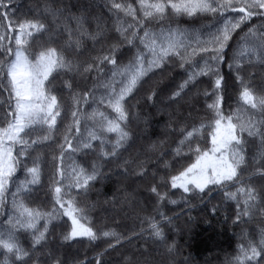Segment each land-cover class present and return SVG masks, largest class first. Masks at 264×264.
I'll list each match as a JSON object with an SVG mask.
<instances>
[{"label": "snow or ice", "instance_id": "1", "mask_svg": "<svg viewBox=\"0 0 264 264\" xmlns=\"http://www.w3.org/2000/svg\"><path fill=\"white\" fill-rule=\"evenodd\" d=\"M105 8L106 16H92L95 27L89 31L84 27L89 22L88 8L79 16L66 17L45 0L43 13L28 17L16 15L15 0H0V95H7L0 100V208L9 194L12 197L11 211H0L5 217L0 221V264H64L48 239L49 223L60 217L70 221L63 241L103 237L109 248L120 244L124 237L112 228L96 229L88 208L78 199L87 195L97 179L105 178L106 164H115L120 169L116 175L124 180L133 176L140 182L151 180L147 190L157 204L168 199L156 183L159 178L164 187L184 194L181 199L186 206L218 190L225 200L235 202L236 221L247 223L242 218L264 216V83L253 84L255 78L248 71L256 65L264 67V0H105ZM200 14L217 20L206 33L164 24L172 16ZM254 18L260 23L253 24ZM234 34L239 40L228 67L234 72L238 98L236 108L226 112L229 83L220 65ZM200 54L204 55L196 60ZM173 66L183 70L178 84L173 81L162 89L156 81L145 88ZM61 76L67 78L57 89L55 82ZM205 76L211 78V91L203 93L207 119L191 125L177 119L169 125L178 137L172 154L186 157L185 164L158 177V165L167 168L166 161L158 160L150 168L146 155L126 159L134 143L129 130L131 100L143 90L153 107L157 103L171 107L203 83L200 78ZM65 89L70 99L67 108L62 99ZM62 113L71 119L56 143ZM247 137L259 140L251 160ZM53 143L58 152L52 157V208H33L25 198L40 183L41 154ZM151 148H156L155 143ZM69 160L71 164L66 163ZM18 171H23L22 179ZM252 177H259V187ZM130 195L126 192L120 199L114 194V206L127 203ZM141 224V233L146 232L154 247L125 256V264H162L153 253L164 249L171 257L178 252L168 235L173 221L163 212L146 217ZM97 264H101L99 258ZM224 264H264V228L258 241L238 244Z\"/></svg>", "mask_w": 264, "mask_h": 264}, {"label": "trees", "instance_id": "2", "mask_svg": "<svg viewBox=\"0 0 264 264\" xmlns=\"http://www.w3.org/2000/svg\"><path fill=\"white\" fill-rule=\"evenodd\" d=\"M94 3L95 8L90 7V3ZM45 0H15V9L17 16H28L31 17L37 12L43 13V4ZM48 3L51 7L60 8L66 17L69 16H79L85 8L89 9V14L87 15L88 23L84 25L85 29L91 31L94 29L95 24L93 23L92 16L104 17L107 15V9L105 8V0H48ZM92 3V4H93ZM98 5V6H97ZM49 22H51V17H48ZM171 24L173 27H179L180 29H186L190 32L201 29L203 27H209L216 25L217 20L210 14H200L197 16H172L169 19L164 21V24ZM253 24H259L260 21L254 20ZM74 26V21H73ZM239 32V30H237ZM239 36L234 34L233 39L229 42L230 47L225 51L227 52L226 60L223 64L220 65V71L225 76V79L229 83V92L225 101V111L228 112L231 109L236 108L237 98H238V87L235 84L234 72H232L228 67V60L233 54V49L236 47ZM87 44L90 46L91 41L88 40ZM200 54L195 57L196 60L200 59ZM248 71L255 78L252 83L255 85H261L264 83V80L261 79L264 76V67L256 65L255 67H250ZM183 70L173 66V70L169 73H166L163 78L156 76L153 80L149 81L145 88L152 86L156 81H160L159 87L166 89L173 81L179 83ZM248 73H245L247 75ZM67 77L61 76L58 77L55 82V87L60 89L63 87L62 80ZM200 80L203 83L199 84L197 88L189 93L196 94L195 98L190 101L189 107H192L190 117H186V112L188 113V103H183L181 106H178V116H176L175 105L171 107H164L162 104L157 105L159 108L164 110L166 113L172 116L170 120L167 118H161V116H156V120H152L150 124H153L149 128V135L151 137L150 141H146L145 137H140L138 135V129L133 122V113L135 110L138 111L139 116L141 117L142 122L145 126L148 125L147 121L149 115L154 109L151 101H146L144 96L145 93L143 90L137 94L135 99H132L130 102V116L129 130L133 136V147L130 149L129 153H125V158H129L135 152L140 151L142 145L145 143L146 146H151L155 143L156 148L153 150L151 147L150 154H146L148 157H154L152 162H148V166L151 168L153 165H157L158 160H164L167 162L168 167L165 168L162 164L158 165V177L167 174L168 172H174L179 169L186 162V157H178L172 155V148L175 146V141L178 138L177 133L173 131V128L170 127V124H174L177 119L185 121L188 125H191L193 122H199L202 119H207V109H206V97L204 96V90L208 89L211 91V78L208 76L201 77ZM2 92V90H0ZM188 93V94H189ZM141 97V101L137 100L138 97ZM166 98V97H163ZM186 96L184 97V99ZM7 95H0V100H6ZM62 99L65 107L70 106V99L68 91L65 89L62 94ZM167 99V98H166ZM183 99V100H184ZM168 103V100H167ZM158 104V103H157ZM139 106L141 108H139ZM86 110L90 111L87 105L84 106ZM156 107V106H155ZM149 114H148V112ZM165 113H163L164 115ZM3 112L0 110V117H2ZM152 115V114H151ZM153 117V115H152ZM259 114H257V119H259ZM70 114L62 113V116L58 118V124L60 126V131L57 132L54 137L56 143H59L62 138L63 129L66 126L68 120H70ZM147 119V120H146ZM91 124V121L88 122ZM167 125L172 131L170 140L164 141V137H159L160 130H157L155 126L158 125ZM83 131V124H82ZM155 136V139H152ZM247 136V133H245ZM249 143L246 145V151L248 152V159L251 160L252 155L256 153L258 145V138L247 137ZM147 142V143H146ZM56 143L52 144V148L45 149L41 154L42 160V172L40 183L32 186V191L25 198V202L33 208H41L42 210H51L52 208V197H51V184L55 176V162L53 161V154L58 152ZM160 145V146H159ZM162 149L160 150V148ZM160 150V151H158ZM158 151V152H157ZM135 157V156H132ZM144 157H142L143 159ZM74 159L79 160V156H75ZM150 160V159H149ZM71 164V160L66 162ZM31 161H29V165ZM110 170H119L115 164L105 165L102 169L104 177L97 179L94 182V186L88 191L86 196L78 197L80 204L86 206L89 210V216L91 217L92 223L96 229L112 228L118 234L122 235L124 239L121 240L120 244L115 245L113 248L108 247L107 238H98L96 241H89L87 238H77L73 241H63L61 239L64 232L70 226V221H67L66 217H60L59 219L52 220L49 223V241L54 242L50 246L55 247L56 250L59 248L57 255L60 256L61 260L64 261V264H97V258H99L101 264H125L122 261L115 259V255L118 254L122 256L124 260L125 256H131L132 250L131 247H134L136 253L144 250L145 248H153L149 237L146 232L141 233V227L135 229L134 231L127 232L130 230V221L128 218H122L123 216L128 217L131 215L134 210L140 209V204L145 205V201H142V193L148 194L150 197L155 199L154 194L150 193L147 190V185L150 183L140 182L142 191H139L137 187L128 188L123 186L120 187L119 191H116L118 185H120L117 176H110ZM17 175L22 179L23 171H18ZM135 180H138L134 177ZM244 179L249 180V176L246 174ZM252 183L256 184L257 187L262 183L259 180V177H252ZM132 182V181H131ZM161 185V191L167 192L168 199L176 200V204H171L168 202V199L160 202L155 208V214L157 212H163L167 217H169L173 224L169 225L168 235L170 240H175L176 247L178 252L173 256H169L166 252L164 258H168V261L165 264H224V261L227 257L235 254L237 251V245L241 243H247L249 239L259 240L260 230L264 228V216L256 215L251 220L244 217L242 220H247V223L236 221V207L235 202L231 200H225L223 198V193L220 191H213L204 197L203 200L199 198L192 199L187 206L185 201L181 199L184 195L180 190H174L170 187H164L163 182L157 179L156 183ZM134 183H132V187ZM136 186V185H135ZM12 191L15 190L14 186H10ZM135 190H137L135 192ZM117 192V193H116ZM130 193L133 198L130 200L128 198L127 203H116L115 208L120 209L119 214H111L105 212L100 207V204L110 205L113 202L114 194L120 198H124L125 193ZM136 194V195H135ZM11 195L9 194L5 205L3 208H0V211H11ZM215 207L216 211L212 212V208ZM138 210L136 211L138 213ZM110 212V211H109ZM121 215V216H118ZM140 215V212L139 214ZM150 216V215H148ZM146 216V217H148ZM139 216V220L145 221V218ZM5 219L3 215H0V221ZM67 221V223H66ZM41 223H43L41 221ZM186 224V227L189 228L188 231L182 227V224ZM146 228V223L144 224ZM137 230V231H136ZM243 234L242 236H240ZM147 242V243H146ZM134 251V250H133ZM135 253V254H136ZM43 259V257H41ZM120 260V259H119Z\"/></svg>", "mask_w": 264, "mask_h": 264}, {"label": "rangeland", "instance_id": "3", "mask_svg": "<svg viewBox=\"0 0 264 264\" xmlns=\"http://www.w3.org/2000/svg\"><path fill=\"white\" fill-rule=\"evenodd\" d=\"M91 1H93V0H91ZM93 3V2H92ZM90 3V7L91 8H95V4L93 3ZM98 6V5H97ZM92 20V19H91ZM93 21V23L95 24V22H94V20H92ZM214 26V25H213ZM213 26H209V27H203V28H201V29H196V30H194V31H199V32H202V33H206L210 28H212ZM195 95L196 94H191V93H189V94H187V96H186V98L184 99V100H181L180 102H179V104H173V105H175V111L176 110H178L177 108H178V106H181L183 103H188V113L186 112V114H185V116L186 117H190L192 114L190 113V110L192 109V107H189V105H191V104H189L190 103V101L192 100V99H194L195 98ZM162 99L164 100V104H167V99L166 98H163L162 97ZM137 100L140 102L141 101V97L139 96L138 98H137ZM157 105H161V104H156V107H154V109H152V112H151V114L153 115V117H152V115L150 114L149 115V118H148V121H147V123H148V125L147 126H145L144 125V123L142 122V120H141V117L139 116V113H138V111H136L135 110V113H133V122H134V124H135V126L137 127V129H138V135H140V137H145V139H147L146 141L148 142V141H150L151 140V137H150V135H149V128L151 127V126H153V124H150L151 123V121L152 120H156V116H161V118L160 119H162V118H167V119H169L170 117H171V119H172V116L169 114L170 112H165L164 110H162L161 108H159ZM164 106V105H163ZM192 106V105H191ZM139 108H141L140 106H139ZM191 108V109H190ZM146 111H147V109H146ZM148 112V111H147ZM163 113H165L164 115H163ZM176 113V116H178L179 114H178V111H176L175 112ZM148 114H149V112H148ZM170 119V120H171ZM147 120V119H146ZM155 128H157V130H160L161 132H160V134H159V137H164V140H163V142L164 141H166V143H167V141L168 140H170V138H171V135H169L170 134V132L172 131L169 127H167V125H161V123L158 125V127L157 126H155ZM156 137L155 136H153V138L152 139H155ZM146 142V143H147ZM160 146V145H159ZM150 147L151 146H146V144L144 143L143 145H142V148L140 149V151H138V152H135V154H132V156H137V155H140V157L142 158V157H144L146 154H150L151 152H153V151H151V149H150ZM259 147V142H258V145H257V148ZM162 149V147L160 148V150ZM259 149V148H258ZM257 149V150H258ZM160 150H158V151H160ZM257 150H256V153L255 154H257ZM157 151V152H158ZM254 154V155H255ZM173 155V154H172ZM175 155H173V157H174ZM253 156V155H252ZM153 156L152 157H150V160H149V162H152L153 161ZM117 171H120V169L119 170H110L109 171V173H110V176H117L116 175V172ZM23 177H24V173H23ZM134 177L135 176H133V177H130L128 180H124V179H122V178H120V177H116L117 178V180H119V183H120V185H118L117 186V188H116V191H119L120 190V187L121 186H123L122 188H124V187H127L128 186V188H130V189H132V188H135V187H137V189L139 190V191H142L143 192V190H142V188H141V186L138 184L139 183V180H136L137 182L136 183H134V186L132 187V182L131 181H133V180H135L134 179ZM152 183V181L151 180H148V181H146V183ZM158 183V182H157ZM136 185V186H135ZM137 190H135V192H136ZM117 193V192H116ZM136 195V194H135ZM132 196H130V200H132L133 198H131ZM142 201H145V205L143 206L142 204H140V199H139V210H138V213L136 212L137 210L135 209L134 210V212L131 214V215H129L128 217H126V216H123L122 218H128V220L130 221V230H128L127 232H131V231H134L135 232V229H139L140 227H141V222H142V220H139L138 218H139V216L141 217V218H143V217H146V216H148V215H150V216H153L154 214H155V208H156V206L158 205L157 204V202L155 203V199L153 198V197H150L148 194H146V193H142ZM161 204V203H160ZM100 207L103 209V210H105V212H108V213H111V214H119L118 212H120L119 210L120 209H117V208H115V206H114V203L112 204V203H110V205H107V204H100ZM110 211V212H109ZM139 212H140V215H138L139 214ZM118 216H121V215H118ZM182 227L183 228H185L186 227V224H182ZM186 229H187V231H188V229L189 228H187L186 227ZM137 231V230H136ZM243 234H241L240 236H242ZM154 247V246H153ZM131 250H132V254H135L136 253V251H135V249H134V247H131ZM134 250V251H133ZM142 251H143V249H142ZM56 252H59V248L56 250ZM153 255L155 256V259L156 260H158V261H160V262H162V264H165L167 261H168V258H164V255H165V250L164 249H160L159 250V254H156V253H153ZM166 256V255H165ZM122 256H120V255H118V254H116L115 255V259L116 260H118V261H122V263L124 262V260L121 258ZM120 259V260H119Z\"/></svg>", "mask_w": 264, "mask_h": 264}]
</instances>
